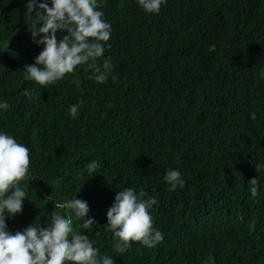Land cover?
<instances>
[{
    "label": "trees",
    "instance_id": "16d2710c",
    "mask_svg": "<svg viewBox=\"0 0 264 264\" xmlns=\"http://www.w3.org/2000/svg\"><path fill=\"white\" fill-rule=\"evenodd\" d=\"M26 3L0 0V100L10 105L0 130L31 159V201L10 230L46 226L65 214L54 201L77 195L97 221L89 239L115 264H264V0H167L159 15L136 0H101L116 81L98 84L78 67L46 89L24 78L42 50ZM92 160L101 168L89 177ZM168 169L183 188L169 191ZM128 187L158 201L151 214L164 240L118 253L106 213Z\"/></svg>",
    "mask_w": 264,
    "mask_h": 264
},
{
    "label": "clouds",
    "instance_id": "9594fccd",
    "mask_svg": "<svg viewBox=\"0 0 264 264\" xmlns=\"http://www.w3.org/2000/svg\"><path fill=\"white\" fill-rule=\"evenodd\" d=\"M136 2L150 15H159L161 7L167 5V0ZM24 15L32 23L31 28L28 27L31 42L42 46L34 62L25 65V80L46 89L83 67L90 71L89 78L98 84L106 83L110 76L116 81L111 58L105 56L106 48L111 47L107 42L112 35V25L104 18L101 0H27ZM3 46L8 48L9 42L5 41ZM260 76L264 78V69ZM81 106V103L71 105L68 115L75 119ZM8 111L9 103L0 100V115ZM30 164V149L0 130V264H115L113 256L102 255L89 239L97 221L89 215L87 201L78 199L77 195L64 203L54 201L49 195L46 200L54 201L65 214L45 219L46 226L33 220L22 230H10L8 221L22 214L26 200L31 201L28 198ZM100 168V162L92 160L85 171L93 177ZM82 178L83 173L76 177L77 180ZM164 180L169 191L183 188L185 184L178 169H168ZM248 182L251 196L257 197V178ZM145 197L143 191L125 188L116 194L107 210V225L113 234L116 252L124 253L132 242L154 248L164 240L163 234L154 227L151 214L158 201L155 197ZM73 216L80 222L79 231L73 228ZM205 264H215L214 258L209 257Z\"/></svg>",
    "mask_w": 264,
    "mask_h": 264
}]
</instances>
